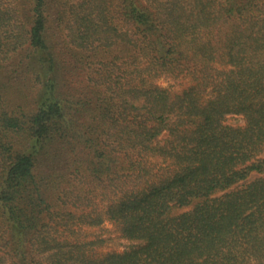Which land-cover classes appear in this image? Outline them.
<instances>
[{
	"label": "trees",
	"instance_id": "1",
	"mask_svg": "<svg viewBox=\"0 0 264 264\" xmlns=\"http://www.w3.org/2000/svg\"><path fill=\"white\" fill-rule=\"evenodd\" d=\"M0 264H264V0H0Z\"/></svg>",
	"mask_w": 264,
	"mask_h": 264
},
{
	"label": "rangeland",
	"instance_id": "2",
	"mask_svg": "<svg viewBox=\"0 0 264 264\" xmlns=\"http://www.w3.org/2000/svg\"><path fill=\"white\" fill-rule=\"evenodd\" d=\"M159 83L163 86H170L173 81L167 78H161L159 79ZM257 175V173L251 175L250 179H253ZM82 229L83 235L89 237V239L96 237L99 240L98 243L100 245H98L97 251L100 253H106L108 251L121 252L129 249L134 244L133 241L121 235V231L116 224L108 220L103 221L97 226H89Z\"/></svg>",
	"mask_w": 264,
	"mask_h": 264
}]
</instances>
